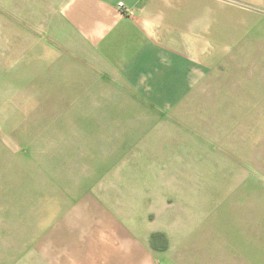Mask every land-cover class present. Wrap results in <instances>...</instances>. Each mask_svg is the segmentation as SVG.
<instances>
[{"label":"rangeland","instance_id":"rangeland-1","mask_svg":"<svg viewBox=\"0 0 264 264\" xmlns=\"http://www.w3.org/2000/svg\"><path fill=\"white\" fill-rule=\"evenodd\" d=\"M21 11L20 0H0V264L12 262L5 252L15 254L12 264H43L38 234L57 217L79 231L93 222L95 233L111 218L135 224V235L151 219L167 224L173 240H207L223 264H264V114L235 104L220 114L147 115L132 98H85L83 83L77 98L56 97L53 65L65 68L58 89L68 91L70 52L45 56L35 47L26 56L19 47L38 46L40 36L23 33ZM11 56L9 75L2 62ZM24 171L43 172L40 192L33 183L13 186Z\"/></svg>","mask_w":264,"mask_h":264},{"label":"crops","instance_id":"crops-1","mask_svg":"<svg viewBox=\"0 0 264 264\" xmlns=\"http://www.w3.org/2000/svg\"><path fill=\"white\" fill-rule=\"evenodd\" d=\"M20 2L23 33L40 36L38 46L19 47L26 56L35 47L40 55L62 46L70 52L68 91L58 89L62 83L58 77L65 68L57 62L53 65L50 80L59 84L56 97L70 92L77 98L78 84L83 83V97L132 98L145 105L140 112L147 115L197 109L220 114L235 110V104H244L249 115L264 114V0ZM120 2L128 12L118 7ZM7 50L13 52V46ZM79 57L83 64L79 65ZM5 59L2 64L9 74L15 63L12 56ZM46 68L45 62L44 83ZM32 110L40 115L38 107ZM160 127L167 129L166 124ZM18 173L12 176L16 179L13 186L33 183L40 192L43 172ZM58 208L61 211L60 205ZM97 209L108 211L101 205ZM144 223L143 234L135 235L134 229L141 230L135 224L110 218L95 233L93 222L79 231L78 224L72 227L71 219L57 217L39 232L37 254L43 264H47L45 259H53L49 264H223L220 254L207 247V240H173L167 224L159 229L151 219ZM82 231L85 239L78 242L76 236L83 235ZM154 233L161 235L153 237ZM51 241L53 248L47 249ZM190 242L201 244V250ZM3 254L10 255L13 262L15 254Z\"/></svg>","mask_w":264,"mask_h":264},{"label":"built area","instance_id":"built-area-1","mask_svg":"<svg viewBox=\"0 0 264 264\" xmlns=\"http://www.w3.org/2000/svg\"><path fill=\"white\" fill-rule=\"evenodd\" d=\"M118 7L122 10V11H126V12H128L129 10L123 5V3H119L118 4Z\"/></svg>","mask_w":264,"mask_h":264}]
</instances>
